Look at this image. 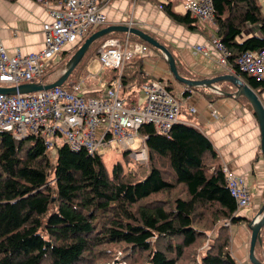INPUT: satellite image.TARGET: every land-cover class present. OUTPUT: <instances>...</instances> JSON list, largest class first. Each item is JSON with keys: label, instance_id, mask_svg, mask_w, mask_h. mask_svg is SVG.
I'll list each match as a JSON object with an SVG mask.
<instances>
[{"label": "trees", "instance_id": "16d2710c", "mask_svg": "<svg viewBox=\"0 0 264 264\" xmlns=\"http://www.w3.org/2000/svg\"><path fill=\"white\" fill-rule=\"evenodd\" d=\"M211 4L213 37L228 52V63L244 52L264 49V16L257 0H211ZM160 7L173 24L205 32L187 11L174 13L170 2ZM248 26L256 27L258 35L238 41ZM124 36L107 34L88 49L96 44V58L105 39L122 41ZM151 38L170 54L180 77L194 80L169 46ZM130 39L161 58L158 50L137 37L129 35ZM77 47L61 51L49 63L42 84L54 82L49 78L64 70ZM84 55L61 89L66 81L72 80V87L82 78L78 75L94 59ZM142 73L138 55L123 66L119 82L124 103L135 102L124 95V87L139 88L149 80ZM234 76L254 93L264 92V73L258 81L238 70ZM102 77L109 86L117 72L106 69ZM218 86L222 92L232 91L228 83ZM205 97L210 101L220 95L208 91ZM236 100L251 110L245 100ZM137 133L145 137V164L132 162L123 168L115 163L107 174L100 155L73 151L65 144L56 148L51 168L40 140L28 136L15 141L0 131V264H234L230 226L247 225L249 219L235 215L234 199L210 141L185 122L174 124L166 135L155 133L151 125L140 126Z\"/></svg>", "mask_w": 264, "mask_h": 264}, {"label": "built area", "instance_id": "2783aa9c", "mask_svg": "<svg viewBox=\"0 0 264 264\" xmlns=\"http://www.w3.org/2000/svg\"><path fill=\"white\" fill-rule=\"evenodd\" d=\"M32 1L46 9L49 20L41 25L42 48L35 54H22L15 49L11 55H7L0 46V87L42 84L41 78L49 63H54L65 46H77L87 37L91 27L105 24L103 8L111 0H57L55 7H50V0ZM155 1L160 5L180 1L198 22H213L211 0ZM135 25L130 14L123 26L134 28ZM124 35L122 41L105 39L96 51L99 67L117 72L112 86L102 90L97 98L83 97L82 79L70 91L54 87L24 95L0 94V131L9 133L15 141L33 136L40 140L46 150L55 145V137H61L62 144L70 150L83 149L88 155L101 156L105 149L115 143L128 152L135 163L145 164V137L140 136L137 130L142 125H151L155 133L166 135L179 122L181 105L165 84L150 80L140 87L143 94L141 104L124 106L119 82L123 66L132 57L144 55L147 49L137 42L130 43L129 35ZM192 51L212 60L227 75L234 76L235 70H238L258 81L264 73V49L244 52L231 64L227 61L228 52L215 38L193 46ZM32 79L37 81L32 82ZM188 112L192 113L193 109L189 108ZM135 138L141 144L140 150L130 153ZM223 171L226 187L236 205L235 215L238 216L249 206L246 183L241 177Z\"/></svg>", "mask_w": 264, "mask_h": 264}, {"label": "crops", "instance_id": "0c3cea01", "mask_svg": "<svg viewBox=\"0 0 264 264\" xmlns=\"http://www.w3.org/2000/svg\"><path fill=\"white\" fill-rule=\"evenodd\" d=\"M152 1L135 0L134 3L132 2L133 9L129 10L128 0H111L103 8L106 17L104 26L123 25L131 14L132 20L136 24L134 28L153 38L157 36L155 39H159L165 46H169L176 61L184 66L185 71L191 74L190 76L194 80L212 79L226 74L212 60L194 54L192 51L193 46L207 43L211 38H214L213 23L205 25V28L208 29L203 33L192 32L183 26L173 24L161 10L160 3ZM56 2L57 0H50V7H55ZM258 2L264 16V0H258ZM174 4V2H170V8L174 13L184 14L186 12L182 4ZM47 21L49 20L46 9L32 0H0V46L7 55H11L15 49H18L22 54L38 53L42 48L41 25ZM201 24L204 26V23ZM252 35H258L256 27L248 26L237 40ZM71 48L72 46H65L62 51ZM146 48L145 54L140 56L142 74L149 80L164 82L172 96L181 105L178 121L196 127L210 141L222 168L232 175L244 179L247 191L248 184H251L248 194L252 200L249 199L248 209L242 210L238 214L246 219L254 217L264 197V162L260 154L255 116L251 110L242 106L243 103L240 100L220 96L209 101L205 97L208 91L213 95L218 94L210 90H203L205 88H189L187 96L184 97L185 86L177 83L171 77L166 64L154 51ZM94 59L96 61V58ZM88 66L89 64L85 69V74L91 78V81L88 85L83 84L81 93L85 98H97L102 90L112 86L114 80L107 86L102 77L104 70L98 65V69L88 73ZM57 77L55 75L49 79L55 81ZM90 85L92 86L89 87ZM215 87L219 88L218 83L215 84ZM124 91V95H128L131 100L142 102L143 94L140 87L127 85L124 87ZM85 95L94 96L87 97ZM256 95L264 108V92L256 93ZM189 108L193 109L192 113L188 112ZM259 235V248L254 249L253 255L258 262L264 264V225L260 229ZM248 247L249 231L245 224L238 223L230 226L229 253L234 264H250Z\"/></svg>", "mask_w": 264, "mask_h": 264}, {"label": "water", "instance_id": "95a60500", "mask_svg": "<svg viewBox=\"0 0 264 264\" xmlns=\"http://www.w3.org/2000/svg\"><path fill=\"white\" fill-rule=\"evenodd\" d=\"M110 33H123L131 36H135L140 41L158 50L159 53L161 54V59L166 64L167 71L169 72L171 77L177 83H180L183 86H185L186 90L193 87H201L210 90L212 92H215L223 97H228L232 99L240 98L245 100L246 103H248L251 112L255 116L257 122L260 154L264 162V108L261 105L256 93H254L242 80L232 75L224 74V75L216 76L212 79H202V80L201 79L187 80L180 77L177 73L172 57L162 45L157 43L154 39H152L144 32L134 28H127L121 24L107 26L88 35L80 43L79 47L73 52V54L70 56V58L65 64L64 70L59 74V76L54 82L47 85L26 83V84H21L16 88L0 87V94L7 96L16 95V94L24 95L41 90L43 91L49 90L54 87H61V85L65 82V80L67 79L73 68L81 60V58L83 57L84 53L91 45V43ZM221 82L228 83L231 86L232 91L222 92L219 90V88L215 87V84ZM263 225H264V197H263V202L260 208L258 209L257 213L254 215V217H251L249 219V223L245 225V227L249 231L248 261L250 264H261L254 257L253 251H254L255 243L256 242L259 243V232L260 229L263 227Z\"/></svg>", "mask_w": 264, "mask_h": 264}, {"label": "rangeland", "instance_id": "374dc122", "mask_svg": "<svg viewBox=\"0 0 264 264\" xmlns=\"http://www.w3.org/2000/svg\"><path fill=\"white\" fill-rule=\"evenodd\" d=\"M128 2H129V10L131 9H133V7H132V2L131 1H129L128 0ZM153 3H155L154 1H152ZM257 2H258V0H257ZM175 4L174 5H176L177 3H179L180 5L182 4V2H180V1H175L174 2ZM259 3V2H258ZM183 5V4H182ZM131 13H132V11H130ZM200 25H202L200 22H198ZM210 24V23H209ZM208 23H204V26L202 27L203 29H204V31H207V29L208 28H205L206 26L205 25H209ZM105 26L104 25H100V26H97V27H91L90 28V30H89V32H88V34H90V33H92L94 30H96L97 28H99V29H102V28H104ZM211 27V26H210ZM87 34V35H88ZM241 36H242V33H241ZM103 38V37H102ZM155 38H157V36H155ZM133 39H130L129 40V42L130 43H133ZM139 44H141V43H139ZM78 45H80V44H78ZM95 45L96 44H93L91 47H90V49H88L87 51H86V53H85V55H84V58L86 59V57H89V56H91V57H93V58H95ZM79 47V46H78ZM77 47V48H78ZM73 52H74V50H73ZM60 54V53H59ZM62 57V56H61ZM198 57H200V56H198ZM64 60V59H63ZM96 69H98V64L96 63V61H95V59L94 60H92L90 63H89V66H88V68H87V72L88 73H90V72H94ZM61 72V71H60ZM60 72H57V73H55L53 76H55L56 75V77L60 74ZM52 77V76H51ZM80 77H83V84H86V85H88V83L91 81V78L90 77H88V76H86V74L85 73H81L80 75H78V79L80 78ZM75 78H77V76H74V79ZM75 80H77V79H75ZM37 80L36 79H32V82H36ZM164 81V80H163ZM73 83V81L72 80H68V81H66V83L64 84V86H62V88H63V90H66L67 88L69 89L70 87H71V84ZM163 84H164V82H162ZM92 85H90L89 87H91ZM67 89V90H68ZM66 90V91H67ZM143 100V99H142ZM126 104V103H125ZM136 104H141V102H139L138 103V101L136 102H134L132 105H136ZM125 107H129L130 106V104H126V105H124ZM54 141H55V145L54 146H52L50 149H47V152H46V154H47V156H48V158H49V163H50V167L52 168L53 166H54V163H55V156H56V148L57 147H59L61 144H62V138L61 137H55L54 138ZM140 143H139V141H138V139L137 138H135L134 139V143H133V145L131 146V148H130V150H129V152L130 153H134V152H138L139 150H140ZM123 149H121L119 146H117L115 143H113L111 146H110V148H107V149H105L104 150V153H103V155H101V159H102V162H103V164H104V166H105V168H106V172H107V174H109L110 173V170H111V167H112V165L113 164H115V163H119L120 165H122V167L123 168H126L127 166H130L131 164H132V162L133 163H135L131 158H130V155L128 154V155H126V156H123ZM250 189H251V184L249 185L248 184V191L250 192ZM249 199H251L252 200V198L250 197V195H249Z\"/></svg>", "mask_w": 264, "mask_h": 264}]
</instances>
